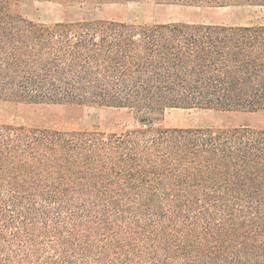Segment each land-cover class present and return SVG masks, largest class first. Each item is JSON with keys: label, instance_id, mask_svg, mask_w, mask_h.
Here are the masks:
<instances>
[{"label": "trees", "instance_id": "16d2710c", "mask_svg": "<svg viewBox=\"0 0 264 264\" xmlns=\"http://www.w3.org/2000/svg\"><path fill=\"white\" fill-rule=\"evenodd\" d=\"M21 1L0 0V97L126 108L139 127L0 124V264H264V128L160 125L264 110V25H47Z\"/></svg>", "mask_w": 264, "mask_h": 264}, {"label": "rangeland", "instance_id": "374dc122", "mask_svg": "<svg viewBox=\"0 0 264 264\" xmlns=\"http://www.w3.org/2000/svg\"><path fill=\"white\" fill-rule=\"evenodd\" d=\"M16 11L37 23L51 25L76 20H115L129 24L198 23L264 25V6L250 4H180L155 0L91 1L62 5L53 1L24 0ZM0 124L63 131L125 132L139 127L137 115L126 108L73 103L32 102L0 97ZM160 125L182 128H264V110L220 111L206 108H169Z\"/></svg>", "mask_w": 264, "mask_h": 264}]
</instances>
